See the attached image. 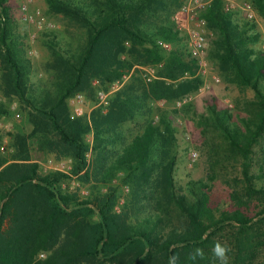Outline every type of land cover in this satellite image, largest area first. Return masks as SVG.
I'll use <instances>...</instances> for the list:
<instances>
[{
  "label": "trees",
  "instance_id": "trees-1",
  "mask_svg": "<svg viewBox=\"0 0 264 264\" xmlns=\"http://www.w3.org/2000/svg\"><path fill=\"white\" fill-rule=\"evenodd\" d=\"M182 1L45 0L48 13L63 22L43 32L45 77L33 82L30 44L18 33L8 0H0V94L6 98L0 119L11 115L12 100L21 114L12 151L0 152V264H168L173 254L179 264H191L186 257L194 247L209 257L199 264H210L216 240L230 246L234 264H250L261 249L264 184L257 185L250 168L264 132V53L245 42L257 33L240 29L223 0L201 10L219 33L211 56L221 73L251 88L255 98L247 116L213 98L203 111L191 103L179 108L205 132L221 134L238 158L241 178L223 201L214 177L178 186L169 116L178 109L156 113L154 101H175L201 83L180 78L196 71L174 22ZM251 1L264 17V0ZM159 39L171 48L160 47ZM146 66L154 70L151 80L140 68ZM99 90L109 92L105 107L71 113L72 96L93 102ZM30 137L44 155L70 168L43 172L31 158ZM229 226L235 230L224 242L218 236Z\"/></svg>",
  "mask_w": 264,
  "mask_h": 264
},
{
  "label": "rangeland",
  "instance_id": "rangeland-1",
  "mask_svg": "<svg viewBox=\"0 0 264 264\" xmlns=\"http://www.w3.org/2000/svg\"><path fill=\"white\" fill-rule=\"evenodd\" d=\"M23 1L25 0H8V4L11 6L12 15L16 20L18 33L24 37L22 38L23 41L25 39V44H30V48H28V50L26 48V50L34 64V72L32 74V81L34 82L39 78L45 77L43 63L47 55L46 49L41 41L43 32L52 28H61L62 24L60 22L63 21L60 17L48 13L45 0H30L28 11L30 13L39 12L40 16L44 19L43 27L38 29L21 18L20 5ZM227 1L228 0H223V5ZM236 1L240 5L250 3L254 9L255 16L249 18L244 10L240 7H235L234 9L229 10L233 22H236L240 29L246 27L245 31L249 34L257 33L256 38H247L245 39V42L251 44L255 50L264 53V17L258 13L251 0ZM179 8L175 11L174 15V22L176 24L177 20L182 21L185 19L184 14L179 12ZM47 22L52 23L53 27H48L46 25ZM182 23L184 25L186 24L184 22ZM180 30L184 35L183 45L187 46L189 34L184 27ZM204 30L209 45L205 54L201 58L194 59L196 61L195 75L192 76L190 73H184V75L180 77L182 80H190L199 77L201 81L200 85L197 89L192 90V92L182 98H177L175 101H170L165 104L164 99L155 100L154 109L156 113L162 109L170 111L178 109L177 113H169L176 129L178 144L176 164L174 167V179L176 184L184 187L185 182L188 179L202 178L208 180L209 178L214 177L211 182L214 185L215 195L218 199L223 201L224 197H226L231 190L230 186L241 178L238 158L229 152L227 141L218 131L209 129L205 132V130L200 128L192 118L181 112L179 108L186 103H191L193 108L198 111H203L205 108V100L213 98L220 106L229 108L233 114L247 116L251 113L249 101L253 100L255 96L254 91L251 88L237 83L232 79L231 75L224 76L221 73V63L211 56V49L217 48L219 33L209 28L207 24L205 25ZM34 32L36 33V38L31 41L30 35ZM146 67L152 72L154 71L152 67ZM87 100L91 103L97 101L96 98L93 102L88 98ZM0 101H6L5 96L0 94ZM101 106L105 107V105ZM70 108L73 115H86H77L71 105ZM9 109L11 115L6 117L3 116L0 119V152L3 154L12 151V147L9 146L11 132L13 131L14 124L18 123L21 119L19 103L16 100L10 102ZM25 129L29 132L30 127H26ZM89 138H91V135H89ZM28 142L31 158L39 164L43 172L49 169H59L66 172V170L70 168V164L65 160L55 161L44 155L35 138L30 137ZM193 153L196 155L193 156ZM250 169L252 174L258 176V179L256 180L257 185L264 184V132L254 146L253 163ZM71 184L76 185L75 181H72ZM82 193H85L84 189ZM252 207H254L252 209L253 214L256 209L255 206L252 205ZM234 230L233 227L229 226L224 231H221V235L218 236L219 239L228 242V238H231V234ZM215 237L217 238V236ZM230 264H234L231 256ZM250 264H264V241L261 249L255 254Z\"/></svg>",
  "mask_w": 264,
  "mask_h": 264
},
{
  "label": "built area",
  "instance_id": "built-area-1",
  "mask_svg": "<svg viewBox=\"0 0 264 264\" xmlns=\"http://www.w3.org/2000/svg\"><path fill=\"white\" fill-rule=\"evenodd\" d=\"M211 1L212 0H183V3L179 8V12L184 14L185 19L182 21L177 20L176 25L179 29L184 27L189 34V41L186 46V51L190 57L194 59L201 58L205 54L209 45L204 30L206 20L200 16V12L206 8L211 3ZM29 4L30 0H25L21 3V18L30 25L40 29L44 25V19L42 16H40L39 12L30 13L28 11ZM235 7H240L242 10H244L249 18H253L255 16L254 9L250 3H244L240 5L236 0H228L223 5L224 10L226 11L232 10ZM182 22L186 24L184 25ZM46 25L48 27H53V24L50 22H47ZM35 38L36 33L34 32L30 35V40L33 41ZM157 44L165 50H169L171 48L169 42L161 39L157 40ZM140 68L144 70V75L147 76V80H151V78L154 76L153 72L147 67ZM108 94L109 92L99 90L96 95L97 101L95 103H91L83 94L77 93L69 99V103L72 106L75 114L88 115L93 108L106 105ZM195 155L196 154L193 153V156Z\"/></svg>",
  "mask_w": 264,
  "mask_h": 264
},
{
  "label": "clouds",
  "instance_id": "clouds-1",
  "mask_svg": "<svg viewBox=\"0 0 264 264\" xmlns=\"http://www.w3.org/2000/svg\"><path fill=\"white\" fill-rule=\"evenodd\" d=\"M230 252V246L219 240L214 241L210 248V264H230ZM186 259L191 261V264H199L200 261L209 259V257L206 255L203 248L194 247L187 254ZM168 264H179V256L175 254L171 255L168 259Z\"/></svg>",
  "mask_w": 264,
  "mask_h": 264
}]
</instances>
